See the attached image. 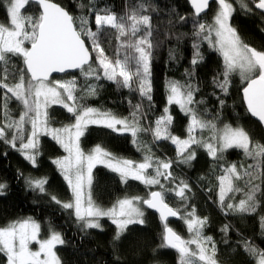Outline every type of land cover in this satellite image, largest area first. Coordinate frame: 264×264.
Wrapping results in <instances>:
<instances>
[{
    "label": "snow or ice",
    "instance_id": "obj_1",
    "mask_svg": "<svg viewBox=\"0 0 264 264\" xmlns=\"http://www.w3.org/2000/svg\"><path fill=\"white\" fill-rule=\"evenodd\" d=\"M236 3L242 9L251 11L245 0H236ZM4 4L9 22L8 24L0 22V63L7 65L12 58H18L23 67L17 71L18 82L10 85L0 80V89L4 90L0 110L3 120L6 121L0 123V141L21 153L26 161L35 166L39 156L40 137H51L67 153L63 157L54 159L52 163L57 166L59 174L66 181L72 199L69 202H61L58 197L49 193L46 189L48 183L46 178L25 177L27 187L38 194L48 195L53 202L65 210H74L75 219L82 222L84 229L102 231L100 219L108 218L116 228L114 236L116 240H119L130 226L144 223L141 204L157 210L162 220L167 221L169 217H177L180 210L169 207L165 202L166 194L175 191V194L183 200L189 186L186 182L180 181L182 187L174 190L165 188L161 183V177L165 180L173 179L169 171L172 161L153 160L151 156H145L143 162L135 163L130 159L117 158L101 145L95 146L88 152L81 147L82 138L85 137L89 127L96 126L117 134L130 133L132 143L139 150V134L150 131L140 126L141 105L134 106L135 110L130 113L131 119L121 118L111 110L102 111L77 104L75 78L64 82H52L49 79L53 73L79 70L85 78L87 95L95 96L98 89L96 84H87V81L91 78L99 81L103 77L114 82L119 88L138 92L142 98L151 102V66L153 50L158 45H153L151 41L150 16L133 13L127 18L131 21V38L118 46L117 58L113 62L105 55L104 49L98 42V33L109 26L119 33L117 39L124 37L129 32L125 17L118 19L115 13L101 9L95 14V31L87 27L85 17L79 18V30H77L75 18L65 8L51 0H4ZM31 4L37 5L36 12L26 14L24 10ZM191 6L197 18L193 20L195 42L192 45L194 57L191 64L196 66L203 60L199 51L201 42H207L219 52L223 58V65L213 78V85L222 94L227 95L232 76L238 75L242 85H246L242 87V95L248 112L258 118L264 126V50H257L244 43L236 29L232 27L230 20L234 14V5L230 0H216L214 19L210 25L199 22L200 15L211 9L210 0H191ZM140 7L143 8L144 5ZM255 7L264 10V0H258ZM101 12L104 14H100ZM184 19L181 17V20ZM141 26L144 29L143 34L137 36L141 32ZM86 40L91 42L90 47L92 53H95L96 67H93L92 55L89 46H86ZM186 74L189 77L192 75L187 70ZM197 90L191 83L169 81L167 104L178 105L180 111L190 117L187 125L188 135L187 138L182 139L172 134L170 128L173 117L169 114V108L165 107L163 114L155 120L154 130H151L155 140L171 141L176 146L177 159L183 164H190L196 158V147L206 149L208 155L215 160H223V153L232 148L242 149L245 156L253 159L264 156V144L256 142L250 147L253 141L243 127L224 124L222 128H217V124L212 120L202 119L195 108L196 104L203 103L202 100H195ZM12 97L23 106L22 114L18 119L12 118L8 108V102ZM217 99L223 106L224 100L219 97ZM53 105H62L68 113L73 114L75 123L52 127L55 121L50 117L48 110ZM197 129L201 132L207 129L211 135L207 139L197 138L195 135ZM17 142H19L18 147ZM98 165L118 174L122 183L132 179L147 186L158 185L160 190L151 191L149 198L146 199L140 197L119 199L112 207L105 209L97 205L91 196L93 170ZM255 167L258 170L259 163ZM149 169L154 170V175L149 174ZM224 172L225 174L219 177L221 205L224 204L227 193L240 190L234 189L233 186V177L240 179L237 165L231 164L224 169ZM244 175L249 177L247 181L250 185L249 191L238 204L228 203L226 207L239 213H251L258 207L256 193L260 191V185L254 184L253 181L259 179V172L245 171ZM6 187L5 183H0V195L4 194ZM180 218L186 223L192 238L185 240L171 227L165 225L160 247L175 250L179 255L180 264H216L214 259L216 245L211 237L203 235L206 218L197 217L194 208ZM260 226L264 229V217L260 218ZM222 230L227 231V226ZM39 233L40 224L31 219L0 227V254L6 256V264H61L55 251L57 246L65 243L61 234L52 230L49 238L39 239ZM33 242L38 244V250L34 251L30 247ZM209 244L211 249L208 247ZM190 245H195L196 250H192ZM244 247L251 256L258 258L257 264H264V250L247 240L244 242Z\"/></svg>",
    "mask_w": 264,
    "mask_h": 264
},
{
    "label": "trees",
    "instance_id": "obj_2",
    "mask_svg": "<svg viewBox=\"0 0 264 264\" xmlns=\"http://www.w3.org/2000/svg\"><path fill=\"white\" fill-rule=\"evenodd\" d=\"M65 8L74 18L75 26L79 30L80 17L87 19V27L96 30L95 14L101 9L115 13L117 18L125 17L129 32L117 39L119 33L116 29L106 26L98 33L101 47L113 62L117 58V48L120 44L131 38L130 24L127 18L133 13L149 15L151 20L153 45L152 59V101L142 98L138 92L119 88L114 82L101 78L94 80L98 86L95 96L78 93L77 104L111 110L118 117L131 119L130 113L134 106L141 105L140 126L150 131L139 134L140 148L132 143L130 133L117 134L108 129L90 126L85 137L82 138L81 147L88 152L94 146L101 145L117 158L143 160L151 156L153 160L162 158L172 161L169 171L173 175L175 185L180 181L188 184L185 199L168 192L165 202L173 209H179V218L162 222L152 211L144 205V223L130 226L119 240L114 239L116 228L106 218L101 219L102 231L97 229H84L82 222L75 219L73 210H65L53 202L48 195H41L32 191L25 184V177L46 178V189L58 197L61 202L72 199L71 192L53 159L63 156L62 148L48 136L40 137L39 156L37 164L33 166L23 156L9 145L0 141V183L7 187L0 195V227L10 223L32 219L40 224V235L47 237L49 231L59 232L65 240L63 245L56 247V253L61 264H180L179 255L175 250L161 248L165 225L170 226L183 239L187 238L184 220L180 216L195 209V215L207 220L203 227V235L211 237L216 245L214 259L216 264H255L256 257L251 256L244 247V242L254 244L264 250V229L260 226V218L264 217V156L257 159L245 156L242 149H228L223 153V160H215L208 155L207 150L196 147V158L190 164L177 161L176 146L169 140H155L153 132L155 120L163 114L165 107L173 117L170 128L172 134L185 138L189 116L182 113L176 104H167L169 81H179L181 84L191 83L198 90L195 93V108L202 119L212 120L217 128L224 124L232 127H243L250 135L254 146L256 142L264 144V130L248 112L242 96V85L239 76L233 75L228 94H222L212 80L222 69L223 58L207 42L200 43V53L203 60L196 66L191 64L194 57L192 47L193 14L187 0H51ZM234 5V14L230 20L239 34L241 40L257 50H264V11L255 7L256 0H245L248 8L242 9L236 0H230ZM144 5L143 8L140 6ZM216 8V0L211 9L199 17V22L211 24ZM36 4L29 5L24 12L35 14ZM100 14H104L101 12ZM184 17V20H181ZM0 22L8 24L4 0H0ZM141 32L137 36L143 34ZM90 41L86 40L92 54V63L95 62V53H92ZM28 46V45H26ZM123 51V50H121ZM23 67L18 58H12L7 65L3 64L0 77L5 83L18 82L17 71ZM186 70L191 72L189 77ZM7 73V74H6ZM102 75V74H101ZM70 76L82 77L80 71L64 74L56 78ZM86 83V82H85ZM82 87V84L80 85ZM86 87V84L83 85ZM11 97V94H8ZM4 90L0 89V104L3 103ZM83 97V99H80ZM219 99L224 100L221 106ZM13 119H18L23 107L19 101L12 97L8 102ZM0 110V114H1ZM49 115L55 123L52 127L70 124L74 116L68 113L61 105L50 107ZM139 115V114H138ZM218 117V119H216ZM198 138L207 139L211 133L205 129L198 131ZM10 138V135H9ZM19 144V142H17ZM150 145V146H149ZM6 153V155H4ZM237 165L240 179L233 177L234 189L225 196L224 204L219 200L220 181L224 169L231 164ZM259 163L257 170L255 165ZM252 165V167H249ZM245 171L259 172V179L253 181L260 185L256 193L258 207L255 212L239 213L227 209L228 203L238 204L245 198L250 185ZM94 180L91 186V196L94 202L109 208L122 198L142 197L148 198L153 190H160L159 186H145L139 181L129 179L122 183L118 174L113 173L102 165L94 170ZM169 186H172L169 183ZM227 226V231H223ZM6 256L0 254V264H5Z\"/></svg>",
    "mask_w": 264,
    "mask_h": 264
},
{
    "label": "rangeland",
    "instance_id": "obj_3",
    "mask_svg": "<svg viewBox=\"0 0 264 264\" xmlns=\"http://www.w3.org/2000/svg\"><path fill=\"white\" fill-rule=\"evenodd\" d=\"M213 19H214V16H213V18H212V20H211V24L213 23ZM94 20H95V18H94ZM95 23V22H94ZM28 46H30V45H28ZM97 65H96V63L94 62L93 63V67H96ZM2 67H3V64L2 63H0V73H1V71H2ZM81 76H82V74H81ZM55 78V77H54ZM54 78H51L50 80L52 81V82H55V81H61V82H64V81H66V80H69V79H73V78H75L76 79V81H77V92L78 93H84V95H86V90H85V88L86 87H83V85H85L86 83H85V78L82 76L81 78L80 77H76V76H70V77H68V78H56V79H54ZM0 80H2V78L0 77ZM94 78H91V79H89L88 81H87V84H94L93 82H94ZM93 81V82H92ZM4 82V81H3ZM8 84H10V83H8ZM82 84V87L80 86ZM11 85V84H10ZM167 88H168V86H167ZM77 92L75 93V95L77 96V97H79L78 95H77ZM167 95H168V93H167ZM67 102V101H66ZM68 103H72V102H68ZM22 105V104H21ZM62 106V105H61ZM23 107V106H22ZM179 107V106H178ZM189 122H190V117H189ZM0 123H6V121H4L3 120V115H2V111H1V114H0ZM75 123V120H73L70 124H63V125H60V126H57V127H63V126H68V125H71V124H74ZM198 131H199V129H197L196 130V132H195V135H196V137L198 138V135H199V133H198ZM10 135V134H9ZM187 135H188V133H187ZM187 135H186V137L185 138H187ZM49 137V136H48ZM49 138H51V137H49ZM182 139H184V138H182ZM57 144V143H56ZM19 146V144L17 143V147ZM150 146V145H149ZM95 147V146H94ZM93 147V148H94ZM62 150H63V148H62ZM21 154V153H20ZM176 154H177V151H176ZM22 155V154H21ZM65 155H67V153L63 150V156H65ZM63 156H61V157H63ZM58 158H60V157H58ZM177 158V157H176ZM56 159V158H55ZM159 159H161V160H163L162 158H159ZM54 160V159H53ZM131 160V159H130ZM154 160H156V158L154 159ZM165 161H169V160H166V159H164ZM133 162H135V163H141V162H143L144 161V159L143 160H139V161H135V160H132ZM177 161H179V160H177ZM57 167V166H56ZM149 174L150 175H154V170L153 169H149ZM66 182V181H65ZM161 183L165 186V188H171V189H174V190H178V187H182V185H175L174 184V181H173V179H171V180H165L163 177H161ZM169 183H171L172 184V186H169ZM144 185V184H143ZM145 186H147V185H145ZM152 186H158V185H152ZM148 187V186H147ZM70 190V189H69ZM71 192V191H70ZM172 194H174V195H176L175 194V191H172L171 192ZM167 195H168V193H167ZM166 195V196H167ZM177 196V195H176ZM140 198H142V197H140ZM142 205V204H141ZM140 205V206H141ZM143 206V205H142ZM141 206V207H142ZM112 207V206H111ZM110 208V207H109ZM105 209H107V208H105ZM73 213H74V210H73ZM106 218V217H105ZM102 219V218H101ZM101 219H100V224H101V226H102V223H101ZM106 219H108V218H106ZM32 220V219H31ZM109 220V219H108ZM144 220V219H143ZM35 221V220H34ZM36 222V221H35ZM185 223V222H184ZM185 226H186V223H185ZM186 231H187V238L185 239V240H188V239H191L192 238V234L191 233H189V231L187 230V226H186ZM50 235H51V231H49V233H48V235H47V237H42L41 235H40V233H39V239H47V238H49L50 237ZM30 247L32 248V250H38V244H36L35 242H33L31 245H30ZM208 247H209V249H211V245L209 244L208 245ZM190 248L192 249V250H196V246L195 245H190ZM55 251H56V249H55ZM257 257H256V259H255V264H257ZM5 264H6V261H5Z\"/></svg>",
    "mask_w": 264,
    "mask_h": 264
},
{
    "label": "water",
    "instance_id": "obj_4",
    "mask_svg": "<svg viewBox=\"0 0 264 264\" xmlns=\"http://www.w3.org/2000/svg\"><path fill=\"white\" fill-rule=\"evenodd\" d=\"M188 1V3H189V5H190V8H191V10H192V12H193V14L195 15V13H194V8L191 6V0H187ZM215 0H210V4H212L213 2H214ZM51 2H53V1H51ZM53 3H55V2H53ZM256 3H258V0H256ZM255 3V4H256ZM57 4V3H56ZM261 10V9H260ZM209 10H206L205 11V13H202L200 16H202V15H204V14H206L207 12H208ZM262 11H264V10H262ZM86 46H87V44H86ZM89 51H90V49H89ZM90 53H91V51H90ZM92 55V54H91ZM79 70H67L65 73H53L51 76H50V78L49 79H51V78H53V77H57V76H62V75H64V74H71V73H75V72H78ZM242 93V92H241ZM243 96V95H242ZM244 101V100H243ZM244 103H245V101H244ZM245 106H246V103H245ZM247 108V107H246ZM251 115V114H250ZM252 116V115H251ZM253 117V116H252ZM257 122H259L260 123V125L262 126V124H261V122L258 120V118H256V117H253ZM262 128H263V130H264V126H262ZM153 191H157V190H153ZM149 195H150V193H149ZM149 195H148V198H149ZM144 207L146 208V209H148V210H150V211H152V212H154L158 217H159V219L162 221V222H166L165 220H162L161 218H160V216H159V213H158V211L157 210H154V209H150V208H148L146 205H144ZM169 207H171V206H169ZM177 218H179V214H178V216L177 217H169L168 219H167V221L168 220H171V219H177ZM168 227H170V226H168Z\"/></svg>",
    "mask_w": 264,
    "mask_h": 264
}]
</instances>
